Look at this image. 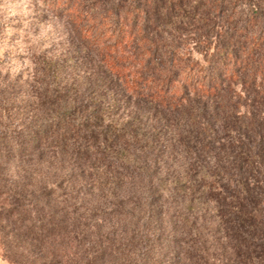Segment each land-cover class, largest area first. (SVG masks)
Masks as SVG:
<instances>
[{
    "label": "trees",
    "instance_id": "trees-1",
    "mask_svg": "<svg viewBox=\"0 0 264 264\" xmlns=\"http://www.w3.org/2000/svg\"><path fill=\"white\" fill-rule=\"evenodd\" d=\"M38 2L65 15L75 47L97 58L73 88H51L44 68V117L0 123L1 157L61 170L12 191L0 211L6 258L264 264V0ZM117 99L129 114L112 116ZM93 168L113 189L90 209ZM196 199L213 204L214 228L190 209ZM123 216L133 225L118 224ZM105 219L116 224L106 230Z\"/></svg>",
    "mask_w": 264,
    "mask_h": 264
},
{
    "label": "rangeland",
    "instance_id": "rangeland-1",
    "mask_svg": "<svg viewBox=\"0 0 264 264\" xmlns=\"http://www.w3.org/2000/svg\"><path fill=\"white\" fill-rule=\"evenodd\" d=\"M73 34L76 36L71 21L65 15L49 13L38 0H0V123L26 128L38 122L37 117H44V107L40 103L43 86L41 72L44 68L51 76V88L56 83L73 88L87 80L97 57L88 48L75 47ZM129 105L127 99L122 103L117 99V105L111 109L112 116L129 114L132 109ZM170 146L168 142L167 155L164 156L168 163L165 164L169 170H175L177 162L173 160L178 155L176 149ZM32 163L0 156V211L12 204V191L36 189L61 171L60 163L54 165L56 168L53 170L37 162ZM101 170L93 168L86 179L88 190L92 193L91 199L87 200L90 209L102 204L113 189ZM79 184H75L76 189ZM190 209L201 216L206 214L205 223L210 228L216 226L212 203L196 199ZM123 219L118 224L124 227L133 225L126 217L123 216ZM6 222L0 220V227ZM100 223L106 226V230L109 229L107 225L116 224L115 219H105ZM7 231L0 230V256L5 261L3 264H17L5 256Z\"/></svg>",
    "mask_w": 264,
    "mask_h": 264
},
{
    "label": "crops",
    "instance_id": "crops-1",
    "mask_svg": "<svg viewBox=\"0 0 264 264\" xmlns=\"http://www.w3.org/2000/svg\"><path fill=\"white\" fill-rule=\"evenodd\" d=\"M5 263V261L3 260V258L0 256V264Z\"/></svg>",
    "mask_w": 264,
    "mask_h": 264
}]
</instances>
